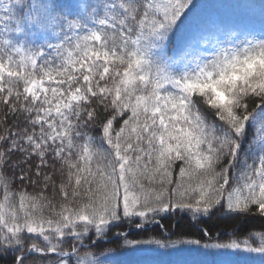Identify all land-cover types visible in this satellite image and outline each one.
<instances>
[{
  "label": "snow or ice",
  "instance_id": "1",
  "mask_svg": "<svg viewBox=\"0 0 264 264\" xmlns=\"http://www.w3.org/2000/svg\"><path fill=\"white\" fill-rule=\"evenodd\" d=\"M199 7L0 0L2 264H102L88 247L161 213L264 219V6L258 31L202 21ZM203 247L264 264V231Z\"/></svg>",
  "mask_w": 264,
  "mask_h": 264
},
{
  "label": "trees",
  "instance_id": "2",
  "mask_svg": "<svg viewBox=\"0 0 264 264\" xmlns=\"http://www.w3.org/2000/svg\"><path fill=\"white\" fill-rule=\"evenodd\" d=\"M225 1L228 0H195L200 6L198 18L210 22V15L215 12L216 5ZM76 2L77 0H57L58 5L62 8ZM223 38L227 39L228 37L225 35ZM55 42L57 41L54 40L53 43ZM177 51L178 43L173 38L169 43L168 53L176 55ZM201 51L205 55L212 54V50L210 48L206 50L203 45H201ZM257 127L258 125H252L253 133ZM89 131L93 136L99 135L96 128ZM2 132L3 128L0 127V133ZM252 139L253 136L250 134L244 141L243 149L245 151ZM243 155L242 151L241 156L243 157ZM8 175L11 178L14 174L9 170ZM233 178L235 180V174H233ZM13 190L16 192L26 190L29 194L35 195L40 191V188L29 186L26 183L21 184L17 180ZM262 225H264V219L251 215H237L228 218L222 212L211 217L193 216L190 212L182 211L161 213L155 220L145 223L140 228L136 226L135 222H125L105 238L101 247H88V251L95 254L102 264H211L214 260L217 264L224 261H231L233 264H262V258L256 253H231L228 256H222L220 255L222 250L203 247L205 244L217 242L218 239L221 242L230 239H246L249 232L264 231ZM117 232H125L128 235L126 238L123 235L115 237ZM126 240L139 241L140 243L129 245ZM157 240L168 244L173 241L199 240L200 245L185 243L179 244L177 247H160L155 243H146ZM251 243L253 246H257L260 243L259 236H253Z\"/></svg>",
  "mask_w": 264,
  "mask_h": 264
},
{
  "label": "rangeland",
  "instance_id": "3",
  "mask_svg": "<svg viewBox=\"0 0 264 264\" xmlns=\"http://www.w3.org/2000/svg\"><path fill=\"white\" fill-rule=\"evenodd\" d=\"M228 1L216 5L215 12L210 15V22H233L244 19L251 21L256 31L259 30L261 8L264 6L263 0H232L233 3L231 0ZM228 3H230V5H228ZM236 5H238L239 8Z\"/></svg>",
  "mask_w": 264,
  "mask_h": 264
}]
</instances>
